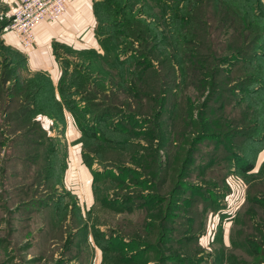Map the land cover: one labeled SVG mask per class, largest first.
Listing matches in <instances>:
<instances>
[{"label":"rangeland","instance_id":"374dc122","mask_svg":"<svg viewBox=\"0 0 264 264\" xmlns=\"http://www.w3.org/2000/svg\"><path fill=\"white\" fill-rule=\"evenodd\" d=\"M154 2L142 0L144 6L133 8L135 16H140L142 22L145 16L141 13L158 17L161 12ZM209 9L219 16L218 9L210 6ZM130 11L126 16L123 13L116 16L130 23L133 21ZM201 17H205L202 8L200 15H195V23L183 22L182 30L178 24L174 26L176 47L169 48L167 55L186 56L181 59L185 70L169 60L161 68L152 61L155 68L149 70L148 86L151 94L165 99L163 107L153 113L146 110L149 102L145 98L139 99L144 108L138 109L132 99L131 106L126 104L130 102L127 100L130 94L125 93L124 97L118 93V99L107 95L105 103L119 106L108 118L114 130L105 133L112 138H126L128 143L115 147L101 142L84 143H90L85 152L92 158L96 201L90 216L82 219L83 228L69 219V212L73 215L78 212L68 211L71 198L63 187L55 185L61 178L67 138L62 133L49 136L31 120L19 124L15 131H22V135L33 127L28 137L0 135V264H124L122 253L132 258V264H264V150L251 171L240 170L264 147V123L256 124L254 118L239 121V112L233 108L239 106L243 114L257 101L255 95L222 91L227 77L246 76V89L253 90L260 83L264 88V56H261L264 45L246 49L244 33L236 44L242 46L245 58L250 61H228L219 68L211 58L217 55L214 37L218 34L215 31L208 39L200 31L215 30L218 20H212L210 28H206L199 24ZM104 19L111 21L113 17ZM253 30H262L258 20ZM115 34L120 35L117 31ZM258 37L256 41L264 44V38ZM187 39L213 42L205 43L207 57L203 65L211 80L208 84L217 82L219 89L194 83L200 66L194 63L191 51L202 50ZM4 61L0 59L1 64ZM102 61L94 63L92 59V65L101 74ZM134 61L131 59V65ZM72 67L82 70L76 63ZM221 69H231L233 74L219 72ZM157 70L162 73L161 78ZM250 72H262L263 79L245 74ZM18 78L22 80L21 76ZM106 84L101 79L93 87ZM260 95L264 102V91ZM93 99V95L85 94L75 101L96 112L100 108ZM56 113L55 116L60 115ZM24 142L28 146H23ZM151 145L157 147V160L148 153ZM96 152L109 161L96 160ZM49 164L54 166L52 173ZM46 204L52 205L50 213H45ZM58 204L61 221L65 218L61 228L54 223L59 217L53 213ZM167 211L170 215L161 221ZM93 225L109 248L104 262L92 236ZM131 236L136 240L130 241Z\"/></svg>","mask_w":264,"mask_h":264},{"label":"trees","instance_id":"16d2710c","mask_svg":"<svg viewBox=\"0 0 264 264\" xmlns=\"http://www.w3.org/2000/svg\"><path fill=\"white\" fill-rule=\"evenodd\" d=\"M116 1L117 5H115L114 0H98L95 4V14L98 20V34L101 36L100 44L104 52L103 54H98L93 50L86 51L88 52V56L86 57L87 62H84L83 65H86L88 69L86 68V66H83L81 64L80 67L82 68V70H79V68H75V70L68 78L64 77L62 79L58 88L61 95V102H57L56 100H54L52 85L50 81L41 74L35 75L34 78L36 87L34 98H26V96H21V93L25 92L26 87H32L31 81L33 80H30L28 83L20 82L22 84H25L24 87H20L19 90H14L13 92H10V90L8 89L0 88L1 136L11 137L13 134H15L16 136L20 135L19 137H28L29 135L27 133L31 134V132L33 131V127H29L27 129V133L22 135L20 134V132L22 131H20L19 133H16L15 131L19 124L23 122H29L30 120L38 123L40 129L47 135H49L47 129L44 128L41 121L35 119L34 117L37 116V114L43 112L44 114L47 112L48 114H50L52 112L50 115H54V113H56L57 111L60 112L61 108H65L68 112L71 113L77 128L81 132V142L84 150L82 152V158L86 166L90 168L92 170V173L94 174L91 167L92 158L88 156V153L85 152L86 146L90 144L89 142H101L107 147H115V145L122 146L123 143H128V140L126 138H112L108 137L105 133V131L114 130L108 123V118H111L113 116L112 112L114 111L115 106H119V104L105 103L107 101V95H110V99H118V97L120 96L118 95V93L124 97L126 96L125 93H127L128 95L130 94V96L127 97V100L130 99V102L126 104L131 106L132 100H134L135 103L133 105L134 107H138V109H142L141 107L144 108V105H140L139 99L145 98L146 102H149L147 103L148 106L146 110H150L155 113L158 107H163L165 105V99L150 93L152 89L148 86V78L151 75V72L149 70L155 68L152 61H155L156 65H160V68L165 63H167V60L171 61V63H175L180 68L182 67L184 70L185 68H187L185 67V64L181 62V59L183 58L184 60L186 56L179 58L177 56L175 57L173 55H167V50L169 48L176 47V41L173 38L175 34L174 26L176 24H178L179 30H182L183 28H181L180 26L183 22L186 21L188 23L192 21L195 23V15H200L201 8L204 12L205 17L198 18L199 24L206 28H210L209 24H212V20H218V24L215 27V30L212 29L210 31L209 29H207L200 31L204 32L205 36L208 39L211 38V34H213L215 31V34H218L214 37L215 46L218 47V49L214 51V53L217 55L211 56V58H213L218 63L217 66H219V68H223L222 66L228 64V61H241L246 63L250 61V59L248 60L245 58L244 53L246 51L242 52V46L241 48H239V46H237L236 44L237 42H240V40H237V38L242 36L244 33L245 39H247L244 42L246 43V49L254 48L255 50L256 48H261V46L264 45L259 44L256 41V36H259L258 39L261 37L264 38V3L262 0H154L155 5H159V10L161 13L158 17H150L148 16V13H141L145 16V20H143V22L140 16H135L133 9L134 6H144V4L141 3L142 0H140L139 2L138 0ZM220 5L222 6V8H220ZM209 6L211 8L218 9V17L216 16V13L214 11H209ZM129 9H131L130 13L133 15L132 22L125 23V19L120 16H116L117 14L122 13V15H128ZM140 12H142L141 9ZM105 17H113V19L110 21L104 19ZM256 20L260 22L262 28V30L257 32L253 30V24ZM6 22L7 20H0V30ZM107 27L114 29L112 31L103 30ZM115 31L119 32L120 35L115 34ZM194 35H198V33H194ZM187 40L196 48L202 50H195L193 48V50L191 51V53L195 55L194 63L196 62L200 66V70L195 73L197 78L195 79L194 83H205L211 87L213 86L219 89L217 82L208 84L211 82V80L208 79L207 72L205 71L206 65H203V63L205 62V58L207 57L205 53V50H207V48L205 47V43H208V45H210V43L213 42H211L210 40L205 42L204 40L199 39ZM255 44L257 45L255 46ZM137 48H139V50ZM153 49L155 51L151 53ZM133 52L136 54H134ZM92 59H94V63L98 60H103L101 67H99L102 71V74L100 72L98 73V68L95 69L94 63L92 65ZM131 59L136 60L134 61L133 65H131L130 63ZM6 72L7 70H5V75H7ZM94 72L96 73V75H94ZM157 72H159L158 75L159 78H161L162 73H160V71L158 70ZM219 72L233 74V70L231 69H221L219 70ZM245 74H247V76L253 75L254 77L257 76V78L263 79L262 72H250ZM143 75L145 76V78L141 79ZM195 75H193V77H195ZM101 79L106 80L107 84L105 86L99 85L93 87V84L99 82V80ZM228 79L231 81H229ZM246 80V76L237 79H230V77H227L225 78V86H223L222 91L226 93H229L230 91L243 93L244 91L245 93L252 96L255 95L257 101L249 107V109H252L251 112H248L249 109H247L242 114L239 106L233 108L239 112V121H242L243 118L245 121L249 118H254L256 120V124L263 125L264 115L262 116L261 114L263 113L264 102L263 96L260 95V93L261 91H264V88L261 86L262 83H260L257 84L255 89L253 90L246 89ZM195 89L199 90L197 87ZM146 92H149V94ZM8 93L9 95L7 96ZM178 93L179 92H176L175 94L176 98L179 97ZM18 94H20L19 97H21V99H16ZM85 94L93 95V100L97 102V105L100 109H97L96 112L89 111L84 103L76 104L75 100H77V98H79L80 96L81 98H83ZM197 94H199V91ZM6 98H8V100H6ZM77 101L81 102V99H78ZM249 103H247L246 106ZM53 109H55L56 112ZM126 113L128 116L131 115L129 111H126ZM1 115L3 116V118H1ZM15 135H13L14 138H16ZM87 141H89V144H84ZM32 143L33 142H31V144ZM119 143L121 145H119ZM23 146H28V143L24 142ZM156 148V145H151L148 153L152 159L157 160L158 155ZM263 150L264 147L259 148L256 157L253 159L254 161H247L246 164L243 165V167H240V170L242 172L251 171L255 167L258 157ZM96 156V160L109 161L108 157L99 156L97 152ZM47 166L52 173L54 166L52 164H49ZM154 174H156V172ZM58 182H60V180ZM57 183L55 185H57ZM34 185L35 183L32 182L31 187H33ZM93 191L96 201L95 187H93ZM73 203L74 201H72L71 204ZM74 206L71 210L77 211L78 214L73 215L72 212H69V214H71V217L73 216L72 219L74 223L76 225H80L81 228H83L84 222H82V219L85 215H81L79 209ZM167 207L170 208V204H168ZM51 208L52 205L46 204V206L44 207V209L46 210L45 213H50L52 210ZM54 208V215L57 213L59 215L58 218L54 219V223L57 224L59 228H61L62 221L65 218L61 221L63 217L61 211H59L61 209L59 207V204ZM153 209H155V207ZM66 210L67 209H65V211ZM148 214H150V209H148L146 215L149 220ZM86 215L90 216V211H88ZM168 215H170V212L167 211L166 216L161 217V221H166ZM77 219L78 221L79 219H81L79 223L77 222ZM143 221H145V218L143 219ZM93 226L94 227L91 231L92 236L95 243L102 252V262H104L107 258L106 256L109 248L104 245V236H100L97 233V226ZM135 240V237H130V241ZM121 257L122 263L132 264L130 263L132 262L130 261L132 258H127L125 253H122Z\"/></svg>","mask_w":264,"mask_h":264},{"label":"crops","instance_id":"0c3cea01","mask_svg":"<svg viewBox=\"0 0 264 264\" xmlns=\"http://www.w3.org/2000/svg\"><path fill=\"white\" fill-rule=\"evenodd\" d=\"M21 1L0 0V20H7L11 10ZM97 1L67 0L65 13L60 18L42 21L36 25L34 29L36 41L29 49H24L11 32L2 33L0 30V59H5L3 64L0 62V88L13 92L20 87L23 88L25 84L22 83L33 80L32 87H26L21 96L34 98L35 75H46L53 88L54 100L61 102L58 88L62 79L68 78L74 71L72 65L87 62L86 51L93 50L98 54L104 52L100 44L101 36L98 34V20L95 14ZM262 1L264 3V0ZM19 76L22 78L21 81ZM19 95L16 99H21ZM59 114L60 116L56 117L40 113L34 118L41 121L50 136H59L62 133L69 141L65 149L62 176L57 185L63 187L74 201L68 205V209L71 210L75 205L81 215H86L95 203L94 176L83 161L81 132L71 113L61 108ZM72 217L69 214L70 220Z\"/></svg>","mask_w":264,"mask_h":264},{"label":"built area","instance_id":"2783aa9c","mask_svg":"<svg viewBox=\"0 0 264 264\" xmlns=\"http://www.w3.org/2000/svg\"><path fill=\"white\" fill-rule=\"evenodd\" d=\"M66 7L67 0H22L11 10L1 32H11L23 48H30L36 41V25L60 18Z\"/></svg>","mask_w":264,"mask_h":264}]
</instances>
